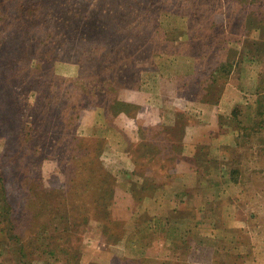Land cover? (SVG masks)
Here are the masks:
<instances>
[{
	"label": "rangeland",
	"instance_id": "1",
	"mask_svg": "<svg viewBox=\"0 0 264 264\" xmlns=\"http://www.w3.org/2000/svg\"><path fill=\"white\" fill-rule=\"evenodd\" d=\"M35 8L0 113V264L22 241L26 264H264V0Z\"/></svg>",
	"mask_w": 264,
	"mask_h": 264
},
{
	"label": "trees",
	"instance_id": "2",
	"mask_svg": "<svg viewBox=\"0 0 264 264\" xmlns=\"http://www.w3.org/2000/svg\"><path fill=\"white\" fill-rule=\"evenodd\" d=\"M13 1L15 0H1L0 1V15L2 14L3 16H5V18H7L6 21H3L4 19L2 18L0 19V25H1L0 31L2 32L1 38H0V88H3L2 90H0V113L2 115L4 112L6 113L9 110L7 106L8 99H9L7 97V90H8L7 86L9 84L7 72L9 69V63L11 61H14V59L16 58H19V57L22 58V55L25 54L24 51L20 52V50L23 48L21 34H23L24 36L25 35L33 36L37 32L40 34V31H41L38 29V26L36 25L37 16L31 18L32 21H29L26 19L32 17L35 13L37 14V11L35 8L37 6L40 7L39 9L40 11L43 7L59 9V7L64 5L66 0L65 1L64 0H23V1L19 0L20 4H17V13L12 12ZM67 18L68 20L60 22L57 26L53 25V27L51 28L50 37L51 36L57 37L59 34L61 35L63 34L62 35L63 37L68 35V32L71 29L70 26H72V24H70V20L72 19L69 15L67 16ZM60 19H61V16L59 17L58 20ZM41 40H42L41 45L43 43L45 45L46 43L45 39L42 37ZM62 41L64 44H66L68 40H65L64 42V40L62 39ZM48 47L50 48L53 47L52 49L54 52V50H58V49L60 50L61 48L64 49L66 46L62 47L61 38H59V39H55L53 43H51ZM81 49L82 51H84L85 49L84 43H79L76 46V48H74L73 50L75 52H79ZM26 52H30L31 54H33V47L28 46ZM25 55H28V54H25ZM99 71L101 72L103 78H105L106 74L108 73V69H107V66L103 64L102 62H99ZM111 72L114 74V71H111ZM44 88L46 89V85H44ZM1 119L2 117L0 118V120ZM240 123H242V121ZM0 182H2V186L0 187L1 201L4 206V208L2 209H4V211L6 212L8 216V220H7L8 226L13 228V225H15V220L13 221L14 219L13 216L16 212L15 206L17 207V204H15L14 206V204L11 203L8 190L5 187V184H6L5 177L2 176L1 174H0ZM0 231L3 232L2 229H0ZM16 241L19 242V239H16ZM17 246H18L17 250L19 251L17 254L18 256L17 262L18 264H26V257H27L26 244L22 241V243L17 244ZM69 262L70 264H72L71 258Z\"/></svg>",
	"mask_w": 264,
	"mask_h": 264
}]
</instances>
